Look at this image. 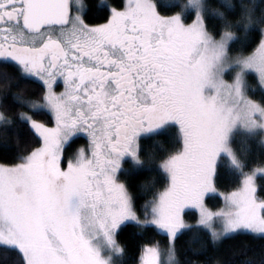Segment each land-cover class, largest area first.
Instances as JSON below:
<instances>
[{"label": "snow or ice", "instance_id": "6c2138e0", "mask_svg": "<svg viewBox=\"0 0 264 264\" xmlns=\"http://www.w3.org/2000/svg\"><path fill=\"white\" fill-rule=\"evenodd\" d=\"M172 7L0 0V129L23 123L39 145L18 140L14 161L0 163V264L9 254V264H121L128 223L164 237L143 246L140 264H181L176 245L186 232L193 254L206 247L202 231L213 243L264 236L256 186L264 162L245 171L231 145L240 131L264 143V0ZM42 111L53 127L37 119ZM81 134L85 146L66 156ZM144 139L156 147L145 151ZM220 160L242 180L213 211L205 197L217 192ZM133 166L155 167L165 180L143 210L121 179ZM186 208L199 210L195 223Z\"/></svg>", "mask_w": 264, "mask_h": 264}, {"label": "trees", "instance_id": "16d2710c", "mask_svg": "<svg viewBox=\"0 0 264 264\" xmlns=\"http://www.w3.org/2000/svg\"><path fill=\"white\" fill-rule=\"evenodd\" d=\"M163 14H172L178 9L172 7L174 2L178 0H156ZM88 3L95 5L98 0H88ZM91 23H102L103 20L93 19ZM27 91L30 93L35 91L34 86H29ZM22 110V109H21ZM50 113L42 111L37 119L45 122L48 126L53 125L52 121L49 123ZM232 147L239 155L240 159L247 165L245 171L251 170L264 162V143H261L259 136H250L249 134L240 131L232 138ZM27 147L39 146L36 142L37 138L31 134L27 125L20 123L17 127H12L5 133L0 129V162L11 163L17 154V142ZM87 142L85 136H79L66 149V156H70L80 146ZM145 151H151L155 146L150 139L143 141ZM173 142L170 146L175 148ZM130 164V162H129ZM125 164L124 167H129ZM134 171L125 173L121 179L126 182L137 197L140 209L143 210V205L146 200L151 199L152 191H162L165 186L163 175H157L155 167L149 169L148 167H135ZM242 177L233 169L225 160L218 162V175L215 180L216 186L221 192H227L237 189L240 186ZM258 181V194L260 189L264 188V175H260ZM154 184L155 188L151 190H141V186ZM208 204L214 209L223 206V199L221 195L207 196ZM186 219L188 223H195L194 218H198V213L195 210H187ZM202 237H206V247L200 252L193 254L192 248L197 246V241L192 239V233H183L177 241V257L184 264L186 259L199 261L201 264H260L262 257H264V236H259L252 233L241 232L231 234L213 243L208 237L206 231H202ZM119 242L125 249V255L122 257L121 264H140L141 251L144 245L149 242L163 243L164 237L155 229L141 230L134 225L128 223L122 225L119 230ZM0 258H3V253H0ZM14 259L12 254L4 260V264H9V261Z\"/></svg>", "mask_w": 264, "mask_h": 264}, {"label": "rangeland", "instance_id": "374dc122", "mask_svg": "<svg viewBox=\"0 0 264 264\" xmlns=\"http://www.w3.org/2000/svg\"><path fill=\"white\" fill-rule=\"evenodd\" d=\"M125 2H126V0H125ZM62 89V88H61ZM57 91H62V90H60V88L59 89H57ZM54 126V122H53V125H50V127H53ZM80 136H83V134H81ZM87 143V142H86ZM85 143V144H86ZM231 143H232V139H231ZM85 144L84 145H82V146H80V147H83V146H85ZM79 147V148H80ZM76 152V150L74 151V153ZM73 153V154H74ZM219 162V161H218ZM1 163V162H0ZM64 166H66V161H65V164H64ZM253 169V168H252ZM247 171H249V170H247ZM260 175H264V174H260V173H258L257 174V176H256V186H257V191H258V181H257V179H258V177L260 176ZM215 186H216V183H215ZM216 188H217V186H216ZM237 189H238V187H237ZM237 189H235V190H231V191H227V192H221V191H219V189L217 188V192L216 193H209V194H207L206 195V197H205V203H206V205L210 208V209H212L213 211H219V210H221V209H223L224 207H225V200H224V195L225 194H227V193H230V192H232V191H236ZM162 191H163V189H162ZM258 193V192H257ZM216 194H219V195H221V197H222V199H223V206H221L220 208H217V210H214L209 204H208V202H207V196H209V195H216ZM187 210H196L197 211V213H198V217H199V210L198 209H195V208H186L185 209V212L187 211ZM229 235H231V234H229ZM229 235H226V236H229ZM256 235H258V234H256ZM226 236H224V237H226ZM259 236H261V235H259ZM224 237H222V238H224ZM221 238V239H222ZM220 239V240H221ZM178 258V257H177Z\"/></svg>", "mask_w": 264, "mask_h": 264}, {"label": "flooded vegetation", "instance_id": "af4514ba", "mask_svg": "<svg viewBox=\"0 0 264 264\" xmlns=\"http://www.w3.org/2000/svg\"><path fill=\"white\" fill-rule=\"evenodd\" d=\"M59 83H60V85H61V86L59 87V88H60V90H63L62 81H60ZM59 88H57V89H59ZM61 88H62V89H61Z\"/></svg>", "mask_w": 264, "mask_h": 264}]
</instances>
